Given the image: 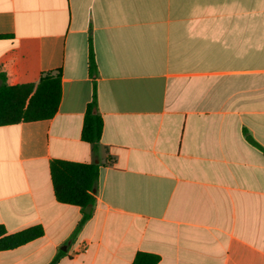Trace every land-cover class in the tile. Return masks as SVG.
<instances>
[{
	"label": "crops",
	"instance_id": "obj_1",
	"mask_svg": "<svg viewBox=\"0 0 264 264\" xmlns=\"http://www.w3.org/2000/svg\"><path fill=\"white\" fill-rule=\"evenodd\" d=\"M0 38L7 85L62 86L53 118L0 127V225L44 229L0 264H264V0H0ZM54 160L100 168L76 235Z\"/></svg>",
	"mask_w": 264,
	"mask_h": 264
},
{
	"label": "trees",
	"instance_id": "obj_2",
	"mask_svg": "<svg viewBox=\"0 0 264 264\" xmlns=\"http://www.w3.org/2000/svg\"><path fill=\"white\" fill-rule=\"evenodd\" d=\"M90 71L93 76L97 74L92 51ZM61 97L60 72L44 74L37 85L15 86L7 85L6 75L0 74V127L21 122L49 120L56 115ZM102 134L103 119L97 111V99L94 95L85 113L82 140L93 146L94 151L97 152ZM244 135L249 144L264 154V148L246 130ZM99 170L98 164H82L63 160H54L50 164V175L56 200L61 204L78 207L82 211L83 217L75 235L91 218V213L87 214L85 211L89 206H94L95 199L92 192L99 179ZM43 236L42 226H33L8 234L5 227L0 225V251L15 250ZM63 255L65 252L60 251L50 264H57ZM159 262V256L139 252L132 264H159Z\"/></svg>",
	"mask_w": 264,
	"mask_h": 264
},
{
	"label": "water",
	"instance_id": "obj_3",
	"mask_svg": "<svg viewBox=\"0 0 264 264\" xmlns=\"http://www.w3.org/2000/svg\"><path fill=\"white\" fill-rule=\"evenodd\" d=\"M87 214H90V212H91V206H89L87 209H86V211H85ZM63 250H65V248H63Z\"/></svg>",
	"mask_w": 264,
	"mask_h": 264
},
{
	"label": "built area",
	"instance_id": "obj_4",
	"mask_svg": "<svg viewBox=\"0 0 264 264\" xmlns=\"http://www.w3.org/2000/svg\"><path fill=\"white\" fill-rule=\"evenodd\" d=\"M85 250V247L82 249V251H84ZM79 254V253H78ZM77 253H74L73 255H72V257H76L77 255H78Z\"/></svg>",
	"mask_w": 264,
	"mask_h": 264
}]
</instances>
